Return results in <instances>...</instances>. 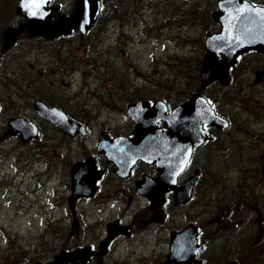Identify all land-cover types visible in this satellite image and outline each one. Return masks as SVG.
<instances>
[{
  "label": "rangeland",
  "instance_id": "rangeland-1",
  "mask_svg": "<svg viewBox=\"0 0 264 264\" xmlns=\"http://www.w3.org/2000/svg\"><path fill=\"white\" fill-rule=\"evenodd\" d=\"M250 1L264 5V0ZM216 2L102 0L103 9L89 34L80 36L74 31L76 33L51 41L30 39L22 34L16 44L1 55L0 264L48 261L60 249L77 242L81 229L79 234L73 232L68 237L67 223L69 221L70 226L72 215L67 208L69 175H65L64 169L88 155L93 156L101 131L113 136L125 134L131 128L133 123L126 114L130 102L164 101L165 98L176 102L183 99L185 92L194 90L206 33L219 29L212 19ZM59 4L66 13L74 8V0H60ZM8 9L9 0H6V11ZM9 13V18L0 20V47L2 30L19 22L14 9ZM241 66L244 68L232 71L234 78L229 87H234V101L230 100L232 105L224 110L236 115V123H242L239 128L246 127L260 134L264 132V85L254 82L253 69L264 66V55L248 54ZM39 69L45 73L42 78L38 75ZM53 70L56 75L51 73ZM218 89L226 88L218 84ZM34 99L61 107L76 121L86 123L89 135L64 141L52 131L56 136L52 141L47 122L41 124L44 135L41 133L38 142L28 145L18 136L3 135L8 116L33 115ZM249 106L253 109H248ZM238 134L247 143L252 140L244 131ZM33 152H37L36 155L26 161ZM250 165L254 164L244 159L230 165L216 164L220 187L227 188L230 184V188H234L241 180L233 191L238 204L241 199H251L252 194L254 197L239 209V223L230 222V244L224 247L229 246L230 259L237 264H264V179L254 185V178L264 175V171L261 164H257V175L245 179ZM41 183L45 186L42 192L34 190ZM131 184L132 178L118 179L110 173L101 182L97 196L76 201L77 217L85 226L80 244L92 238L97 244L103 239L107 221L115 212H120L118 208L122 209L132 194L128 188ZM253 185L258 186L253 188ZM114 200H118L116 206ZM137 203L132 200L128 207ZM179 203L182 202L176 204ZM203 203L210 205L206 197L196 204ZM231 207L235 209L233 203ZM172 213L168 221L149 226L147 231L118 238L104 255V263L120 264L119 258L137 246L135 252L143 251L145 256L136 259L135 264H163L169 252V228L182 224L178 218L179 208ZM212 248L220 250L223 244L214 243Z\"/></svg>",
  "mask_w": 264,
  "mask_h": 264
},
{
  "label": "water",
  "instance_id": "water-1",
  "mask_svg": "<svg viewBox=\"0 0 264 264\" xmlns=\"http://www.w3.org/2000/svg\"><path fill=\"white\" fill-rule=\"evenodd\" d=\"M49 1H18L16 12L25 17V22L16 29L8 27L3 31L0 54L14 44L17 36L24 29L30 36H42L47 40L65 36L71 30H78L83 35L93 27L101 7V0H75L70 15H57L52 21L51 17L56 12L57 5L48 7ZM212 19L218 22L220 30L206 34L205 53L199 70L200 89L213 80H219L221 84L226 85L229 81L228 69L233 66L238 55L249 50L264 54L263 5L254 4L249 0H219L217 10L212 12ZM218 54L222 55L221 59H218ZM256 75L257 80H263L264 70ZM32 107L37 114L50 118L69 136L86 134L85 128L71 120L61 109L46 106L40 100H35ZM127 114L135 124L134 136L110 139L102 132L99 136L98 149H101L108 160L115 162L119 169L126 170L127 173L137 159L154 163L158 176L138 181L136 186L141 194L152 198L156 204L163 200L165 191L169 188L175 189L173 186L175 177L184 167L190 149L195 144L196 136L200 134L201 126L210 123L211 120L226 125V121L214 115L200 99L198 92L192 94L186 103L176 106L169 114L165 113L163 102L154 101L150 109L149 102L141 100L130 103L127 106ZM160 120L167 121L168 127L165 130L158 127ZM8 126L13 129V133H18L23 141L36 136L34 123L22 117L10 118ZM172 150L176 152H171ZM101 174L102 171L95 170L91 158L73 164L70 172L71 193L68 197L71 209L74 208V202L78 197L90 196L95 192V182ZM194 179L195 175L189 179L185 187L174 190V197H181V192L187 191L186 196L180 198L186 201ZM109 238L111 235L101 242L102 247ZM170 243L168 256L173 263H189V258L202 246L195 244V234L191 228L172 233ZM77 251L79 250L61 252L44 264H80L76 261ZM87 257H82L81 262ZM226 264H234V262Z\"/></svg>",
  "mask_w": 264,
  "mask_h": 264
},
{
  "label": "flooded vegetation",
  "instance_id": "flooded-vegetation-1",
  "mask_svg": "<svg viewBox=\"0 0 264 264\" xmlns=\"http://www.w3.org/2000/svg\"><path fill=\"white\" fill-rule=\"evenodd\" d=\"M14 1L15 0H9V9L8 11H6V0H0V20H2V18H9L11 16V13H9V11L14 9L16 17L17 19H19V22L15 26L10 25L9 27L17 28L20 24L25 22V17L19 15L16 12V4L18 3L19 0H16L15 5H14ZM59 2L60 0H50L47 3L48 7L57 5V10L54 13V15L51 17L52 21L55 20L57 15H70L72 12V11L67 13L63 12ZM102 9L103 7L101 0L100 11L96 17L93 27L95 26L96 21ZM91 29H88L83 35L89 34ZM74 31H77V33L80 36H83L79 33L78 30H73L72 32ZM2 32H1V36H2ZM72 32H70L68 35H70ZM22 34H24L25 37H28L30 39H44L46 41L56 40L68 36V35L58 36L54 39L47 40L42 36H30L28 32L24 29L17 36L16 41L21 37ZM2 42H3V37L1 38V43ZM254 52L257 51L249 50L248 52H244L237 56L234 65L229 68V72H228L229 81L227 85H221L220 82L217 80L208 83L205 87L200 89L201 78L200 76H198L196 78L197 83L194 84V90L191 91L190 93L185 92L182 100L174 102L172 99L165 98L164 102L167 106L166 113L168 114L177 105L187 102L191 94L198 92L201 98L207 102V104L214 111V113L218 116L225 118L228 121V123L226 125H222L219 123L210 122L207 125L201 127L200 134L196 138L200 142L198 144H195L191 148L190 155L186 165L177 174L175 182L173 184L175 189L169 188V190L165 191L163 200L160 202V204L156 205L152 203L151 199H148L146 196L140 194L136 186V183L138 181L144 180L145 178L146 179L154 178L157 176L158 173L153 163L144 160H137L133 163L128 173L124 171L123 172L124 176L119 175L118 173H116V165L112 161L108 160L102 152L96 150V146H95V153L93 154V156L88 155L87 157L84 158V160L87 158H91L93 160L95 170L102 171V174L99 177V179L96 180L95 182V186H96L95 192L87 197H81V196L78 197L75 200V204L78 199L90 200L91 198L97 196V194L101 192V182L110 173H113L118 179L129 180L130 178H132V184L130 187H128L131 189L132 194L129 195L126 205L122 206V209L117 207L120 210V212L119 213L115 212L116 215L107 221L105 236H103V239H99L97 244L93 243V241H95V238H92L89 242L85 244H80L85 236V226L83 225V222L79 219V217H77V213L75 211V204L73 210L70 209V207L68 206L67 208H69L72 215L70 226H69V221L67 223V229L69 228L68 237L72 236L73 232L79 234L80 229H81V235L75 244L68 245L69 246L68 248L60 249L58 252L53 254L52 257L59 254L60 252H72L75 250H79L76 252V257H77L76 261L80 262V264H90L94 260H97L96 264H105L103 261V257L104 255L107 254V251L111 248L112 244H116L120 238L133 235L136 231L139 232L147 231L149 226L157 225L156 223L161 222L163 220L168 221V218L170 214H173L172 212L174 211V209L179 208L178 218L180 221H182V224L179 227L169 228L168 231L169 248H170V234L172 232L180 231L185 227H190L191 229H193V233H195V242L197 244H201L202 246L201 249L197 250V252L192 257L189 258V263L186 262L172 263L170 262V258L168 257V253H167L165 255L166 260L165 262H163V264H226L230 262L231 260L230 252H227L229 246L224 247V245L230 244V222L239 223L237 221L239 217L238 215L239 209H242V207L246 202L253 201L254 197L252 194L251 199L248 198L247 201L245 199H241L240 203L238 204L237 197L236 195H234L233 191L237 188L241 180L238 181L237 186L234 188H230V184L227 188H225V186L224 188L223 186L220 187L219 171L216 168V164L227 163L230 165V163H236L237 161H240V159L241 160L244 159L245 161L254 164V165H250V167L247 169L245 173V179H252L255 175H257L256 173L257 166H255L257 164H261V168L264 171V132L260 134H255L252 129L246 127L239 128L242 126V123H236L238 121L236 115L233 116L232 114H230L229 111L224 110L226 108H230V105H232V102L230 100L234 101V96H233L234 87H232L231 89L229 87L230 83L234 78L232 76V71H234L237 68L239 69L244 68L243 66H241V63H244L248 59V54L250 55ZM257 53L264 55L263 53L260 52ZM217 56L218 59L222 58L221 54H218ZM30 67L32 68L31 64ZM71 70H73V68ZM258 70H264V66L261 68L253 69L254 82L259 86H263L264 79L257 80L256 74ZM53 71L54 72L51 73L52 74L55 73L54 75H56V71L55 70ZM37 72L39 77L42 78L45 76V73L41 69H39ZM186 80L188 83H190L189 78L188 79L186 78ZM62 82L66 83L65 81ZM218 84H220L222 87H225L226 89L219 90ZM239 92L241 95H243L244 94L243 88H240ZM37 100H40L46 106H53L63 110L71 120L76 121L70 116V114L66 110L62 109L61 107L53 105L49 102H45L41 99H37ZM257 100H261V99H257ZM248 109H253V107L249 106ZM242 110H246V109L242 108ZM15 116L24 117L28 120H31L35 125V129H36L35 137L30 138L26 141H23L19 138V140L24 145L38 142L41 133H43L44 135L43 128L41 127V124L43 122H47L50 126L51 132L53 131L57 133L59 137L64 141L74 140L75 137H83L81 135H76L73 137L69 136L68 134L64 133L60 127L54 124L50 120V118L41 116L37 114L34 110L32 116L28 114L8 116L6 120V125H8L7 123L8 119ZM76 122L82 124L87 131V135H89L87 124L80 121H76ZM130 126L131 128L128 129V131L125 134H119L113 136L109 134L108 135L110 137H117L120 135L132 136L133 133L132 131L135 125L132 124ZM158 127L161 129L167 128L168 127L167 121L162 120L161 122H159ZM12 131L13 129L10 126L9 127L7 126V128H5V130L3 131V135L6 136L8 134H12L18 136ZM241 131H244L246 133L245 135L249 138H252V140H250L248 143L243 141V137L238 134ZM53 132L50 138H52V141H55L56 136L54 135ZM185 137H187V135H185ZM36 153L37 152L31 153L27 157L26 161L31 160L36 155ZM79 161H83V160H79ZM73 164H71L70 167H66L64 169L65 175L67 177L69 175V182H68L69 188H70V172ZM195 171L197 172V176L194 180L192 190L189 194L188 199L185 202L176 204L175 203L176 198L174 197V190H178L184 187L189 181L190 176ZM263 179H264V175L261 176L257 175L254 178V185L256 182H259L260 180ZM254 185L253 188H256L258 186V185L257 186ZM44 187L45 186L43 185V183H41L39 184V186L34 187V190L36 191L39 190L40 192H42ZM54 189L55 192H57L55 187ZM230 190H232L231 193ZM121 191L125 193L123 189ZM255 196H258L257 193ZM203 197L208 198L210 205H206L204 203L196 204L197 202H203ZM132 200L138 201V203L134 204L131 208H129L128 207L129 203ZM117 201L118 200H114L112 202L115 204ZM193 201H195V203H192ZM232 203L233 205H235V209L232 207L230 209V205ZM109 224L112 225V228L110 230V234L112 236L111 238H109V240H107L106 245L102 247L101 242L107 239V235H108L107 226ZM65 231L66 229L64 231L59 232V236L63 234V232ZM145 241L146 239L143 242H141L139 245L143 244ZM214 243H222L223 248H221L220 250L213 249L212 244ZM136 248L137 246L134 247L132 251L127 252V254L119 258L118 261L121 262L120 264H135L136 259H140L143 256H145L143 255V251L135 252ZM85 256L88 257L84 259V262H81V258ZM233 262L234 264H237L236 260Z\"/></svg>",
  "mask_w": 264,
  "mask_h": 264
}]
</instances>
